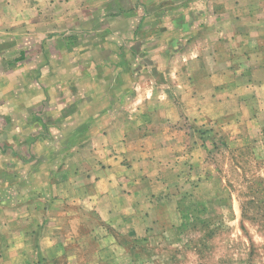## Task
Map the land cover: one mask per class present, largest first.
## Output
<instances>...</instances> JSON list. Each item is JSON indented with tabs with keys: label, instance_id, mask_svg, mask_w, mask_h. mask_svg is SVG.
<instances>
[{
	"label": "rangeland",
	"instance_id": "rangeland-1",
	"mask_svg": "<svg viewBox=\"0 0 264 264\" xmlns=\"http://www.w3.org/2000/svg\"><path fill=\"white\" fill-rule=\"evenodd\" d=\"M221 2L111 0L87 8L76 26L48 40L42 68L28 63L12 83L4 78L12 88H0V212L27 203L41 213L60 193L65 156L112 120L134 116L145 90L155 105L156 92L177 87L173 53L190 42L188 32L193 39L203 32L196 26L217 19ZM194 125L169 126L203 145L194 153L183 142L170 203L130 234L111 228L103 264H264V117L245 141L214 125L195 133Z\"/></svg>",
	"mask_w": 264,
	"mask_h": 264
},
{
	"label": "crops",
	"instance_id": "crops-1",
	"mask_svg": "<svg viewBox=\"0 0 264 264\" xmlns=\"http://www.w3.org/2000/svg\"><path fill=\"white\" fill-rule=\"evenodd\" d=\"M110 1L0 0V88H12L3 79L12 83L17 67L42 68V59H50L44 55L48 40L76 26L87 8ZM260 1L222 0L214 22L196 26L203 32L194 31L193 39L188 32L190 42L173 53L179 59L173 73L177 87L156 92L155 105L145 90L134 116L112 120L65 156L60 193L45 199L41 213L27 203L1 210L0 264H103L111 228L130 234L157 220L158 207L170 203L166 196L183 142L194 153L203 146L195 134L170 125L185 120L197 125L189 129L195 133L214 125L231 141L253 139L251 131L264 117ZM3 99L0 95V108ZM151 125L156 130L145 131Z\"/></svg>",
	"mask_w": 264,
	"mask_h": 264
},
{
	"label": "trees",
	"instance_id": "trees-1",
	"mask_svg": "<svg viewBox=\"0 0 264 264\" xmlns=\"http://www.w3.org/2000/svg\"><path fill=\"white\" fill-rule=\"evenodd\" d=\"M80 139H82V138H80ZM79 141H80V140H79ZM66 151H68V149H67Z\"/></svg>",
	"mask_w": 264,
	"mask_h": 264
}]
</instances>
